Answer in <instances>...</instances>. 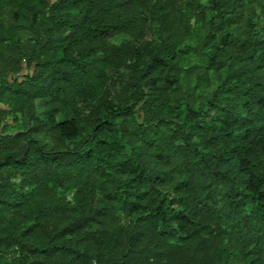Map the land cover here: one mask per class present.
I'll use <instances>...</instances> for the list:
<instances>
[{"label":"trees","instance_id":"1","mask_svg":"<svg viewBox=\"0 0 264 264\" xmlns=\"http://www.w3.org/2000/svg\"><path fill=\"white\" fill-rule=\"evenodd\" d=\"M0 264H264V0H0Z\"/></svg>","mask_w":264,"mask_h":264}]
</instances>
